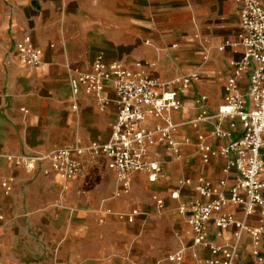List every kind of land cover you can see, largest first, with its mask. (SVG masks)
<instances>
[{
  "label": "crops",
  "instance_id": "crops-1",
  "mask_svg": "<svg viewBox=\"0 0 264 264\" xmlns=\"http://www.w3.org/2000/svg\"><path fill=\"white\" fill-rule=\"evenodd\" d=\"M264 5V0H259ZM240 3L233 0H0V260L4 264H219L220 254L194 244V233L179 206L203 198V177L213 186L237 173L219 153L202 159L201 140L219 152L241 137L239 117L221 118L225 85L241 61ZM28 33L42 50L34 67L21 63L16 42ZM102 53L141 69L160 82L197 73L180 91L182 106L172 112L180 143L176 157L165 144H149L161 173L154 182L135 172L125 192L104 156H82L85 170L65 180L44 174L47 162L34 170L16 164L24 154L48 153L69 144L105 143L118 115L117 92L107 83L100 96L86 94L75 70H87ZM251 71L238 79L246 93ZM206 96V100L202 97ZM205 112V114H203ZM163 118L149 117L154 129ZM216 128L227 133L215 135ZM189 179V184L182 183ZM7 182L8 188L2 186ZM177 190L179 198H172ZM227 191V190H226ZM164 200L159 209L153 196ZM138 210L134 221L121 218ZM248 226L261 224L260 210L245 216L228 203ZM233 226L210 225L207 238L234 242ZM249 233L243 232L235 264H262L251 256ZM181 252V263L169 256ZM264 264V263H263Z\"/></svg>",
  "mask_w": 264,
  "mask_h": 264
},
{
  "label": "built area",
  "instance_id": "built-area-1",
  "mask_svg": "<svg viewBox=\"0 0 264 264\" xmlns=\"http://www.w3.org/2000/svg\"><path fill=\"white\" fill-rule=\"evenodd\" d=\"M240 3L241 32L240 45L243 50L241 61L234 66V71L225 85V99L218 108L221 118H238L242 122L243 134L222 146L219 152L203 141L199 149L202 159L208 162L217 153L226 158L227 166L235 169V184L228 186L225 179L218 186L200 177L197 189L207 200H195L182 203L179 210L188 213V224L193 230L194 244L209 247L214 254H220L216 260L219 264H235L240 253L243 232L250 234L251 256L258 263H264V5L259 0H233ZM15 54L18 60L27 67L40 64L42 50L34 46L31 36L26 33L16 42ZM250 69L247 92L239 91L238 79ZM77 80L86 94L100 96L105 85L111 83L117 92L118 115L113 125L110 139L105 143H91L88 146L69 144L58 147L48 153L24 154L13 158L16 164H23L28 170H34L38 164L47 162L44 174L55 172L65 180L80 177L85 165L82 156H104L107 167L116 171L117 179L125 192L129 191L131 178L135 172H146L148 179L154 182L161 173L158 158L149 151V144L156 141L165 144L176 157L180 156V143L174 138L177 124L171 120L172 112L182 106L180 91L188 87L199 75L192 73L179 76L171 82H160L141 69L131 68L117 61L107 62L99 53L90 69L75 70ZM206 100V96L202 97ZM205 114V112L203 113ZM149 117L163 118L165 123L154 129L145 127ZM215 135L225 137L227 133L220 128ZM182 183L189 184L185 179ZM2 186L8 188L7 182ZM227 190V191H226ZM172 198H179L177 190L171 193ZM159 209L165 204L163 198L154 195ZM239 206L245 216L260 210L261 224L250 227L235 214L223 211L226 204ZM138 210L121 214L133 222ZM219 232L231 226L235 228L234 242L217 245L208 238L210 225ZM169 260L181 263V252L169 256ZM0 264L2 261L0 260Z\"/></svg>",
  "mask_w": 264,
  "mask_h": 264
}]
</instances>
